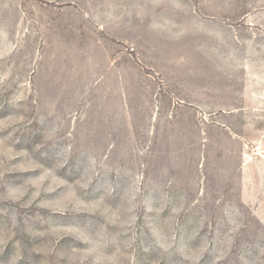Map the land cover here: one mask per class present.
Listing matches in <instances>:
<instances>
[{
  "label": "rangeland",
  "instance_id": "1",
  "mask_svg": "<svg viewBox=\"0 0 264 264\" xmlns=\"http://www.w3.org/2000/svg\"><path fill=\"white\" fill-rule=\"evenodd\" d=\"M0 264H264V0H0Z\"/></svg>",
  "mask_w": 264,
  "mask_h": 264
}]
</instances>
